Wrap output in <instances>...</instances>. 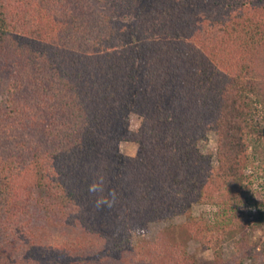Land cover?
Returning <instances> with one entry per match:
<instances>
[{"label": "trees", "instance_id": "1", "mask_svg": "<svg viewBox=\"0 0 264 264\" xmlns=\"http://www.w3.org/2000/svg\"><path fill=\"white\" fill-rule=\"evenodd\" d=\"M222 1L0 0L2 264H146L143 250L151 264H198L165 236L133 245L176 217L218 248L221 230L192 205L241 202L264 112V22L238 0L214 10ZM211 133L216 155L201 149Z\"/></svg>", "mask_w": 264, "mask_h": 264}, {"label": "rangeland", "instance_id": "2", "mask_svg": "<svg viewBox=\"0 0 264 264\" xmlns=\"http://www.w3.org/2000/svg\"><path fill=\"white\" fill-rule=\"evenodd\" d=\"M141 1L143 3L140 6L145 3H153L159 6L164 2V0ZM232 3V0H223L217 3L214 10H219V4L225 6L224 11L227 8L231 10V5H235ZM235 7L237 11H240L239 8L243 7L245 11H250L252 16H256L255 21L262 20L260 24L264 22V0H238ZM235 13L238 14V12ZM58 49H64V46L60 44ZM208 53L212 54V51H208ZM201 58L199 56L200 61H202ZM223 63H228L230 65L228 70L232 69L233 72L240 67L231 58ZM204 67H206V64L202 63L198 70L207 71ZM221 83L220 81L219 84ZM130 121V131L137 132L142 125V118L138 114H132ZM256 122L258 124L255 130H250L247 134L249 158L244 170L243 184L246 190L242 195L241 202H229L225 207L207 202L192 205L191 215L194 221L209 223L214 225L216 229L221 230L223 241L218 248L215 250L206 249L197 240L187 238L179 228L186 221L184 217H176L173 220L151 221L145 224L142 234L139 235L140 237L132 235L133 245H138L140 241H144L150 246L156 245L160 242L161 237L165 236L171 243L185 244L188 254L196 258L198 264H264V112L263 115L261 113L256 117ZM216 140L217 136L211 133L208 141L202 143V151L216 155ZM138 151L139 145L135 142L122 141L119 144V152L122 155L136 157ZM215 164L217 163L215 162ZM63 206L67 207L66 205ZM52 209L50 211L55 216L59 217L57 214H62V211L57 207ZM45 224L48 226V231L54 233L60 227L58 225L50 227L47 223ZM56 242H60L59 238L54 240V243ZM142 255L144 256L143 262L146 261V264H151L145 250H143ZM0 257L2 256L0 255ZM153 257L150 255V259ZM165 264L171 263L167 262Z\"/></svg>", "mask_w": 264, "mask_h": 264}]
</instances>
